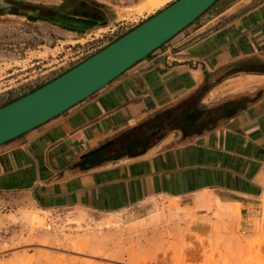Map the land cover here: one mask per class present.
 Instances as JSON below:
<instances>
[{"label":"crops","instance_id":"0c3cea01","mask_svg":"<svg viewBox=\"0 0 264 264\" xmlns=\"http://www.w3.org/2000/svg\"><path fill=\"white\" fill-rule=\"evenodd\" d=\"M148 1L112 0L107 10L101 0H36L24 18L60 37L88 32L96 39L112 33V42L132 28L126 26L134 19L154 14L157 9H142ZM208 17L81 101L0 144V204L112 215L149 211L150 204L168 201L178 208L226 204L239 210L260 201L264 72L244 70H264V0H223ZM204 80L209 88L202 104L235 103L238 98L231 94L246 96V102L199 135L169 132L141 155L78 166L84 154L188 97Z\"/></svg>","mask_w":264,"mask_h":264},{"label":"rangeland","instance_id":"374dc122","mask_svg":"<svg viewBox=\"0 0 264 264\" xmlns=\"http://www.w3.org/2000/svg\"><path fill=\"white\" fill-rule=\"evenodd\" d=\"M222 1L216 0L178 33L208 19ZM34 2L0 0V106L112 40V33L91 39L88 32L69 37L45 32L40 24H29L24 18ZM101 2L112 10V0ZM147 16L134 19L126 28ZM231 96L238 98L231 102L234 106L246 102V96ZM255 203L240 210L226 204L213 209L195 204L186 209L168 201L150 204L149 211L135 208L97 215L77 210L46 212L27 203L5 202L0 204V264H264V197Z\"/></svg>","mask_w":264,"mask_h":264},{"label":"water","instance_id":"95a60500","mask_svg":"<svg viewBox=\"0 0 264 264\" xmlns=\"http://www.w3.org/2000/svg\"><path fill=\"white\" fill-rule=\"evenodd\" d=\"M216 0H175L56 77L0 106V144L42 124L108 83Z\"/></svg>","mask_w":264,"mask_h":264},{"label":"trees","instance_id":"16d2710c","mask_svg":"<svg viewBox=\"0 0 264 264\" xmlns=\"http://www.w3.org/2000/svg\"><path fill=\"white\" fill-rule=\"evenodd\" d=\"M197 19L198 17L192 22ZM242 64L251 65L252 63L245 61ZM244 71L264 72L263 69L250 68ZM208 88L209 85L204 80L203 85L188 97L114 135L84 154L78 166L81 169H87L109 161L141 155L169 132L177 131L182 138H188L211 130L220 118L230 117L236 109L230 102L212 106L202 104L201 98Z\"/></svg>","mask_w":264,"mask_h":264},{"label":"bare ground","instance_id":"6f19581e","mask_svg":"<svg viewBox=\"0 0 264 264\" xmlns=\"http://www.w3.org/2000/svg\"><path fill=\"white\" fill-rule=\"evenodd\" d=\"M166 0H149L143 7L142 9H148L150 11L154 9H159L165 4Z\"/></svg>","mask_w":264,"mask_h":264}]
</instances>
